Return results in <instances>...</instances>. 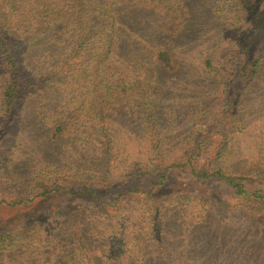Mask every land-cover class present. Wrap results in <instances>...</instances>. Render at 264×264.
<instances>
[{"label":"rangeland","instance_id":"obj_1","mask_svg":"<svg viewBox=\"0 0 264 264\" xmlns=\"http://www.w3.org/2000/svg\"><path fill=\"white\" fill-rule=\"evenodd\" d=\"M109 2L127 29L104 65L123 80L127 93L119 99H68L61 82L23 99L11 125L0 112V220L8 222L0 229L47 217L49 225L42 227L54 228L61 246L62 237L80 233L88 242L80 252V242L68 241L75 250L72 262L59 258L51 242L33 258L37 264H264V210L223 184L200 185L186 175L189 164L199 170L213 163L211 171L249 175L248 185L264 190V63L262 77L245 93L227 68L240 43L248 42L249 22L264 16V0H245L249 22L235 0ZM45 36L34 41L36 70L31 67L41 78L61 67L74 46L65 38L66 47L46 49ZM160 51L174 56V72L161 69ZM80 64L64 67L73 79L65 73L63 80L88 95L94 84L82 81ZM2 79L0 72V95ZM151 115L154 122L145 123ZM197 145L207 150L172 168L166 186L149 195L128 194L110 208L56 199L52 215L35 197L44 191L42 182L55 176L68 186L76 178L82 184L88 176L96 180L105 158L107 178L117 185L134 168L153 169L157 149L171 166L186 163L183 158ZM29 185L41 191L25 192ZM23 192L26 200L18 205ZM58 214L63 218L54 225L50 219ZM20 259L0 257V264H31Z\"/></svg>","mask_w":264,"mask_h":264},{"label":"trees","instance_id":"obj_2","mask_svg":"<svg viewBox=\"0 0 264 264\" xmlns=\"http://www.w3.org/2000/svg\"><path fill=\"white\" fill-rule=\"evenodd\" d=\"M109 1L0 0V72L3 78L0 112L4 122L12 124L20 102L27 96H33L37 91L44 90L46 86L53 87L61 82L62 90L65 89L69 95L68 99H90L92 96L94 99H119L121 95L127 93L126 88L121 86L123 80L118 82L119 78H116V75L111 73L110 67H107L117 44L116 38L119 34H124L126 28V25L119 22L118 16L112 10L113 5ZM235 3L238 8L239 6L243 7L244 17L249 22L245 0H235ZM243 21L245 22L244 19ZM249 28L251 34L248 36V42L240 43L239 48L229 58L227 67L232 79H239L242 82L241 93L249 91L262 77L263 72L264 16L250 21ZM42 35H46L45 38H42V42L47 40L49 45L46 46V49L52 46L66 47L65 38H69L68 41H72L74 45L71 56L63 62L62 66L54 69V72L46 70L49 76L44 78L31 72L32 66L36 70L33 53L37 43L34 41L40 40ZM72 59L76 60L77 65L81 62L79 76L83 77L82 81L94 84V90L88 95L81 92L82 87L72 91L73 86L70 87V84L63 80L65 73L66 79H73V75L70 73L72 70L64 69V67L72 65L70 63ZM175 61L169 51L157 53V62L162 70L174 72L178 66ZM104 62H108V64L104 65ZM210 64V61L206 62V66L209 67ZM77 65L71 67L75 68ZM104 66L106 70H101ZM85 77L88 81H85ZM104 79L107 81L106 83H104ZM229 102L233 104V101ZM144 120L145 123H153L154 117L151 115L149 119ZM57 128L61 129L60 126ZM204 149L207 150V148ZM193 151L195 153L189 158H183L186 163H174L171 167L163 158L161 151L157 149L156 166L153 169L134 168L123 177L124 179H118L120 184L117 185L116 179L107 178L109 163L105 158L101 165V174L95 176L99 177L96 180H100L96 184L94 177L88 176L91 179L87 178L84 184L76 178L74 179L75 183L68 186L66 181L55 176L53 180L42 182L45 184V186L42 185L43 192L38 193L41 191L39 186L36 189L30 185L25 192L34 194V191L38 190L35 197L42 198L39 201L44 202L47 214L52 215H55L54 211L57 210V208L54 209L56 199H61V204L68 201L67 205L77 204L78 200L85 199L90 203H96L102 209L110 208L113 202L120 201L128 194L146 193L149 195L160 187L166 186L172 168L180 169L189 163L187 161H192V158H197L201 152H205L198 145ZM213 165L212 163L210 167H200L197 170L194 168L195 165L189 164V171L186 175L194 178L200 185L223 184L232 191V195L235 197L242 198L264 210V190L263 188H251L248 185V182L251 181L249 175L231 174L221 167L211 171L210 168ZM27 193L19 194L21 201L16 204L21 205L22 201L26 200ZM104 198H110L111 201H106ZM59 217L60 220L63 218L58 214L57 217L50 219L52 221L54 219L52 224L57 225L56 218ZM47 219L46 217L44 221H40L42 219L24 220L0 229V257H7L9 263L17 261L21 257L20 261L26 259V263L37 264L33 258L43 256L42 250L49 249L52 242L58 246L59 258L63 257V261L72 262L75 250L72 247L68 248V241L73 240L81 243L78 251H87L88 242L81 233L77 235L80 238L62 237L65 239V246H61L60 240L52 234L56 233L55 229L51 226L49 228L42 227V225H49ZM7 223L5 220H0V225H7ZM66 242L68 243L66 244Z\"/></svg>","mask_w":264,"mask_h":264}]
</instances>
